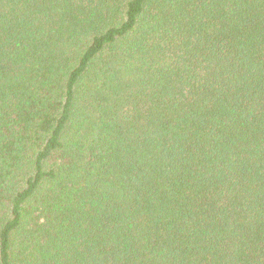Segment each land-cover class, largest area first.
Instances as JSON below:
<instances>
[{"label":"trees","instance_id":"obj_1","mask_svg":"<svg viewBox=\"0 0 264 264\" xmlns=\"http://www.w3.org/2000/svg\"><path fill=\"white\" fill-rule=\"evenodd\" d=\"M0 264H264V0H0Z\"/></svg>","mask_w":264,"mask_h":264}]
</instances>
